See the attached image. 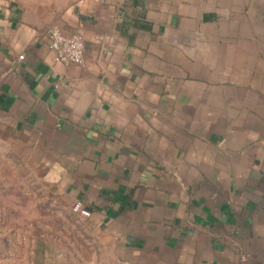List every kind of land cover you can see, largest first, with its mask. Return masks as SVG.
I'll use <instances>...</instances> for the list:
<instances>
[{
  "label": "crops",
  "instance_id": "obj_1",
  "mask_svg": "<svg viewBox=\"0 0 264 264\" xmlns=\"http://www.w3.org/2000/svg\"><path fill=\"white\" fill-rule=\"evenodd\" d=\"M28 191L90 213L38 264H264V0H0V199Z\"/></svg>",
  "mask_w": 264,
  "mask_h": 264
},
{
  "label": "rangeland",
  "instance_id": "obj_2",
  "mask_svg": "<svg viewBox=\"0 0 264 264\" xmlns=\"http://www.w3.org/2000/svg\"><path fill=\"white\" fill-rule=\"evenodd\" d=\"M12 186H20L19 180L12 179ZM5 199V205L0 199V264H38L52 251L66 256L82 245L83 224L62 197L28 191Z\"/></svg>",
  "mask_w": 264,
  "mask_h": 264
},
{
  "label": "built area",
  "instance_id": "obj_3",
  "mask_svg": "<svg viewBox=\"0 0 264 264\" xmlns=\"http://www.w3.org/2000/svg\"><path fill=\"white\" fill-rule=\"evenodd\" d=\"M45 34L48 39L49 49L54 54L55 62L77 66L83 64L85 42L82 35L78 33L65 35L56 26L48 27ZM72 211L85 218L90 215L87 210L82 208L79 202L73 205Z\"/></svg>",
  "mask_w": 264,
  "mask_h": 264
}]
</instances>
